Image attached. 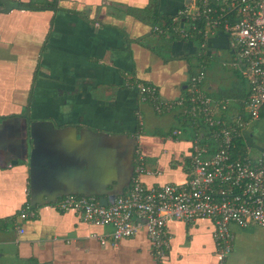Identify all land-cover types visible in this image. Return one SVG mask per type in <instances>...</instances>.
<instances>
[{"label":"crops","instance_id":"0c3cea01","mask_svg":"<svg viewBox=\"0 0 264 264\" xmlns=\"http://www.w3.org/2000/svg\"><path fill=\"white\" fill-rule=\"evenodd\" d=\"M9 1L21 8L0 12V264H155L143 229L102 246L99 237L110 227L52 204L66 195L124 193L137 145L147 167L160 171L142 175L145 186L184 182L190 134L167 136L185 126L179 100L190 75L203 69V92L229 107L223 117L247 96L246 78L230 65L227 36L208 37L201 48L174 33L188 29L189 20L174 21L173 36L145 17L156 11L174 20L180 10L191 12L194 0ZM219 63L232 70L226 88L217 80ZM137 83L153 86L166 106L158 112L142 101ZM31 94L27 124L22 115ZM244 138L255 153L264 146V111ZM27 205L35 216L22 220ZM229 228L234 245L224 264H264V229ZM167 231L166 264H220L210 220L169 221Z\"/></svg>","mask_w":264,"mask_h":264},{"label":"built area","instance_id":"2783aa9c","mask_svg":"<svg viewBox=\"0 0 264 264\" xmlns=\"http://www.w3.org/2000/svg\"><path fill=\"white\" fill-rule=\"evenodd\" d=\"M175 17L173 21L184 18L191 23L188 29L174 30L182 39L202 35L206 40L219 32L227 36L230 65L248 83L245 103L223 117L229 108L226 101L214 103L202 90L205 72L196 71L189 77L187 95L179 100L185 126L167 136L175 141L190 134L184 182L145 186L142 175H160V171L147 167L137 145L130 184L111 203L103 206L94 196L66 195L52 206L62 213H76L86 224L110 227L99 237L102 246H116L143 229L155 264H166L169 221L191 226L200 219L210 220L220 264H224L234 245L230 225L264 229V146L255 153L244 138L249 124L264 111V0H194L191 12L183 9ZM135 86L140 99L156 111L166 106L157 101L153 86ZM34 216L28 205L19 213L22 220ZM17 232L22 234L23 229L17 227Z\"/></svg>","mask_w":264,"mask_h":264},{"label":"trees","instance_id":"16d2710c","mask_svg":"<svg viewBox=\"0 0 264 264\" xmlns=\"http://www.w3.org/2000/svg\"><path fill=\"white\" fill-rule=\"evenodd\" d=\"M27 8H31V9H35V8H38V7H41V6H38V5H35V4H29L28 6H26ZM148 20L151 21V24L155 26V28H157L159 31H166L168 30L170 34H173L172 32V28L174 27L175 25V22L173 21V17H165V16H161L160 14H158L156 11H153V13L146 15L145 16ZM176 37V36H175ZM190 42H193L195 44H201L204 42V38L202 35H195L191 38L188 39ZM199 60H202V57H199ZM193 74V73H192ZM245 99L247 98L244 97ZM243 98V99H244ZM243 99L239 100L238 103H239V106H243L244 102H243ZM239 145L240 142L238 143Z\"/></svg>","mask_w":264,"mask_h":264},{"label":"water","instance_id":"95a60500","mask_svg":"<svg viewBox=\"0 0 264 264\" xmlns=\"http://www.w3.org/2000/svg\"><path fill=\"white\" fill-rule=\"evenodd\" d=\"M0 5H1V8H0V12L1 13H7L9 12L10 10H13V9H20V5L16 2H11L9 0H0ZM31 100H32V94L29 96L28 98V103H27V109L26 111L24 112V114L22 115V117L24 119L27 120V124H29V121H30V116H29V107H30V104H31ZM27 147H28V152L30 150V143H29V139H27ZM158 170V169H157ZM148 187V186H147ZM151 187V186H150ZM123 192H119L118 195H121ZM117 194L115 195H111L109 196L108 198H104V197H101V196H96L98 198V203L100 205H103V206H106L108 203H111L113 201L114 198H116ZM85 196H89V195H85ZM55 201V200H54Z\"/></svg>","mask_w":264,"mask_h":264},{"label":"rangeland","instance_id":"374dc122","mask_svg":"<svg viewBox=\"0 0 264 264\" xmlns=\"http://www.w3.org/2000/svg\"><path fill=\"white\" fill-rule=\"evenodd\" d=\"M219 64H220V68L219 67H216V68H219L220 69L219 70V73H218V78L219 79H217V80H219V82L222 83L220 86H222L223 88H226L229 85L226 77L231 76V71L232 70H231L230 65L229 66H226V65H222L221 63H219ZM211 74H213L212 76H215L216 73H214L212 71ZM217 80H215V82H217ZM222 81H224V82H222ZM149 104L152 105L151 103H149ZM151 118L157 119L156 117H153V116H151ZM172 124L171 123L168 124V127L167 128L172 127ZM182 138H187V137L186 136H182L179 139H182Z\"/></svg>","mask_w":264,"mask_h":264}]
</instances>
